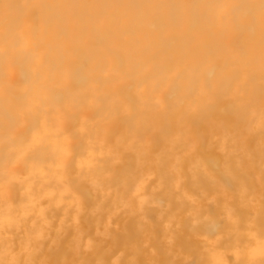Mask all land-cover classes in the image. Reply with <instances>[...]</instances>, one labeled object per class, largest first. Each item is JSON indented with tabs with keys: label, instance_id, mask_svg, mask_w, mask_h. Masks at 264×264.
Masks as SVG:
<instances>
[{
	"label": "bare ground",
	"instance_id": "6f19581e",
	"mask_svg": "<svg viewBox=\"0 0 264 264\" xmlns=\"http://www.w3.org/2000/svg\"><path fill=\"white\" fill-rule=\"evenodd\" d=\"M0 264H264V0H0Z\"/></svg>",
	"mask_w": 264,
	"mask_h": 264
}]
</instances>
